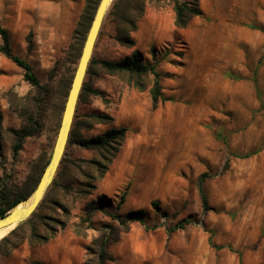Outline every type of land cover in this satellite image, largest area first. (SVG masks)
<instances>
[{
  "label": "rangeland",
  "instance_id": "rangeland-1",
  "mask_svg": "<svg viewBox=\"0 0 264 264\" xmlns=\"http://www.w3.org/2000/svg\"><path fill=\"white\" fill-rule=\"evenodd\" d=\"M86 4L0 0V25L10 32L14 53L52 92L76 68L79 59L72 64L67 56ZM199 4L202 14L178 28L171 0H146L132 45L116 38L110 5L92 57L121 60L139 52L158 71L162 97L154 106L151 74L129 82L93 66L86 85L99 93L78 101L75 136L126 127L123 145L101 179L80 175L68 192H51L39 214L64 223L43 219L59 228L54 237L32 244L29 226L5 227L0 264H100L95 241L102 234L113 238L105 264H264V0ZM37 96L23 68L0 52V179L21 183L35 163L51 157L61 112L46 102L38 112L40 134L26 138L13 158L7 129L21 126L23 105ZM66 151L68 158L104 161L77 144ZM122 154L128 163H118ZM79 163L85 173H96ZM137 209L149 229L113 218L123 220ZM40 220L31 223L43 231ZM185 220L182 228L168 230Z\"/></svg>",
  "mask_w": 264,
  "mask_h": 264
},
{
  "label": "trees",
  "instance_id": "trees-1",
  "mask_svg": "<svg viewBox=\"0 0 264 264\" xmlns=\"http://www.w3.org/2000/svg\"><path fill=\"white\" fill-rule=\"evenodd\" d=\"M100 0H87V4L84 8V11L77 22L76 28L73 33V41L70 44L67 61L69 63H75V60L80 58L81 51L83 48L84 41L86 39L87 33L89 31L90 25L95 15L97 5ZM173 2V10L175 13V25L178 28H183L187 26L190 20L194 16H199L202 14L200 9V0H171ZM146 0H114L108 14L112 17L116 24V38L123 44L132 45L134 44V39L131 37V33L135 31L138 27V20L143 15L145 10ZM0 35L2 38V43L0 44V52H2L6 57L11 59L17 65L21 66L24 71L25 80L29 81L31 85L37 90L40 95L33 97L23 105L21 109L22 124L18 128H9L7 129L10 132L11 137V149L13 153V158L15 159L20 151L23 149L26 138L37 136L41 132V122L38 112L43 110V105H47L46 102H51L53 108L62 112L64 109V104L69 92V88L72 82L74 73L71 69H68L67 74L59 84L57 88L52 92V89L49 88L48 84H42L38 76L33 70L32 65L25 59L14 53L11 45V35L8 29L0 25ZM99 65L104 71L110 74H119L126 76V79L131 82V80H136L139 83V80L148 76L149 74L153 75V85L151 88L152 102L156 106L158 101L161 99L162 94L160 91V81L159 73L153 65L143 61L142 55L134 51L130 56H127L121 60H110V59H94L91 58L87 74L93 75V66ZM76 69V68H75ZM75 72V70H74ZM86 80H84L79 99L81 101L84 99V95L95 93L98 94L99 91L91 86L86 85ZM53 100H50V99ZM32 103L36 106L34 110L29 104ZM76 114V112H75ZM76 116V115H75ZM88 117L92 119H97V115H89ZM2 113L0 111V158H2V136L4 132V127L2 124ZM61 120V119H60ZM127 128H109L103 133L98 134L94 137H76L75 136V121L73 120L72 128L70 131L67 147L71 144H77L83 148L91 149L99 154L104 161L97 159H74L68 158L66 156L67 151L65 150L64 156L61 160L60 166L56 173V176L53 179V182L48 187L43 199L39 203L37 209L32 213L30 217L26 220L18 223L15 228H18L23 225L29 226L28 240L30 243L35 244L39 242L47 241L48 239L54 237L59 228L50 227L48 221L43 220L44 218L52 219L57 221L60 225L64 223L55 217L50 218L45 215H40L39 212L43 209L45 204L50 200L51 192L53 190L59 192H68L70 186L73 182L78 180L80 175L89 176L96 180L101 179L107 172L110 164L113 159L118 154L120 148L123 145ZM85 161L89 163L93 169L96 170V173L90 175L85 173L84 167L81 165ZM49 160L45 161L43 165L40 163H35L27 179L21 183L14 182L11 178H2L0 179V216L7 213V211L13 207L17 202L25 199L31 194V192L36 187L39 178L42 174L43 169L47 165ZM199 192L201 196L202 206L204 209L208 208V198L205 193L202 182H199ZM125 195L121 196L120 202H123ZM63 208V207H61ZM39 216L40 225L44 227L43 231H40L39 225L37 223H31L33 219ZM114 219L120 220L121 224H128L133 221H138L145 225L146 228H150L146 223L144 218V211L141 209L129 211L125 218L119 219L120 217L115 215ZM188 220L181 221L173 227H169V231H173L178 228H182ZM114 233V232H113ZM112 236L107 237L105 234L101 235L95 242L98 244V249L95 251L97 260L100 264H105V262L110 258L108 255V247L112 242ZM27 264H47L43 261L33 260Z\"/></svg>",
  "mask_w": 264,
  "mask_h": 264
},
{
  "label": "water",
  "instance_id": "water-1",
  "mask_svg": "<svg viewBox=\"0 0 264 264\" xmlns=\"http://www.w3.org/2000/svg\"><path fill=\"white\" fill-rule=\"evenodd\" d=\"M113 0H100L86 39L80 58L72 78L69 92L64 104L59 128L49 162L42 171L39 181L29 196L17 202L6 214L0 216V229L17 225L26 220L37 209L48 187L53 182L64 156L72 128L79 95L85 80L89 62L92 58L96 40L98 38L105 14Z\"/></svg>",
  "mask_w": 264,
  "mask_h": 264
},
{
  "label": "crops",
  "instance_id": "crops-1",
  "mask_svg": "<svg viewBox=\"0 0 264 264\" xmlns=\"http://www.w3.org/2000/svg\"><path fill=\"white\" fill-rule=\"evenodd\" d=\"M121 157H122V159H121ZM121 157H120L118 163H127V160H125V159L123 160V158L125 157L124 154H122ZM116 184H117V181H116Z\"/></svg>",
  "mask_w": 264,
  "mask_h": 264
},
{
  "label": "bare ground",
  "instance_id": "bare-ground-1",
  "mask_svg": "<svg viewBox=\"0 0 264 264\" xmlns=\"http://www.w3.org/2000/svg\"><path fill=\"white\" fill-rule=\"evenodd\" d=\"M128 163V162H127ZM7 228L0 229V238L5 234Z\"/></svg>",
  "mask_w": 264,
  "mask_h": 264
}]
</instances>
